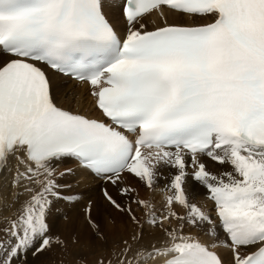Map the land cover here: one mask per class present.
I'll return each instance as SVG.
<instances>
[{"label": "snow or ice", "instance_id": "6c2138e0", "mask_svg": "<svg viewBox=\"0 0 264 264\" xmlns=\"http://www.w3.org/2000/svg\"><path fill=\"white\" fill-rule=\"evenodd\" d=\"M81 175L130 226L94 264H264V0H0V264L108 245L52 230Z\"/></svg>", "mask_w": 264, "mask_h": 264}, {"label": "rangeland", "instance_id": "374dc122", "mask_svg": "<svg viewBox=\"0 0 264 264\" xmlns=\"http://www.w3.org/2000/svg\"><path fill=\"white\" fill-rule=\"evenodd\" d=\"M62 78H64V77H62ZM64 79H65L64 81L66 82L65 86H70L71 89H72L71 92H73V90H75V89H77L79 87V86L73 85L72 82H70L71 81L70 79H69L70 81L66 80L68 78H64ZM71 92L68 93V95L66 97L67 99L70 97ZM89 97H90V95H89ZM91 98L87 99V97H85L84 100L85 101H90ZM69 166H71V164ZM79 179H80V177L76 181V183L79 184V187L75 188L74 190L77 193L82 194V196H83L82 202L79 203V204H68V203H64V202L60 203L59 207L54 211L53 216L50 219V223L52 224L53 222H55V216H57L59 214L58 211H60V213H62V216L61 215L59 216V219H61L60 223L65 222V221L67 223L68 221H73L77 217L78 218L80 217L81 221H84V223H85V230L87 231V234H91V232H90V230L88 228V225L85 222L84 215H83V207H84V205L87 204L88 201H91L92 204H93V213H92L93 214V218L96 215H98L97 216V220L100 221L103 225H107L109 228L111 227L110 219L111 218H115L118 230L121 228V232H122L124 230V229H122V227H124L126 230H128L130 228V226L126 223V217H122V216H120L119 213L115 212V210L112 209L107 204V202L104 200V197H103L102 186L107 187L108 190L110 188L113 189V190H115V189L110 184H103V183H97L96 184L95 183L93 186H91V190L90 191H88L87 193H85V192L82 193V192H79V191L82 190L83 184L81 183L82 181L79 182ZM141 195L143 197L147 198L149 196H152L153 194L148 192L146 189H141ZM154 200L158 204L159 201H160V195L159 194H155ZM194 200H198V195L194 196ZM72 206H78V207H74V208L75 209L77 208V211L81 212L82 215H78L77 212L72 211ZM107 210H109V212ZM137 214L140 215L139 210H137ZM73 215L76 218H74ZM52 230H53V227H52ZM105 233H106L107 237L110 238V235L107 234L109 232L106 229H105ZM75 235L79 236L78 234H75ZM81 236H82V238H80V240L82 242V245L85 242H87V241L92 239V237H88L87 235H84V233H82ZM111 243H110V245H111ZM110 245H108V246L110 247ZM69 246L70 247H68L67 252L57 248L54 251H52L50 253H47L44 256L40 257L39 259H33L32 257H29L30 264H77L76 257L79 256V254L82 253V251L87 253L89 264H94L97 256H100V255L104 254L103 252H98V251L95 252V250H96L95 248L93 249L94 250L93 252L92 251L90 252V250H88V249H91V248H84L85 250H82L81 247H79V246L77 247V246H73L71 244H69ZM77 249H78V252H80V253L76 252ZM70 250H71V252H70Z\"/></svg>", "mask_w": 264, "mask_h": 264}, {"label": "bare ground", "instance_id": "6f19581e", "mask_svg": "<svg viewBox=\"0 0 264 264\" xmlns=\"http://www.w3.org/2000/svg\"><path fill=\"white\" fill-rule=\"evenodd\" d=\"M151 19L158 20V17L156 15H153L151 17ZM169 22L170 23L174 22V23H181V24H191V23H193V20L191 18H188V17L178 18V17L170 15L169 16ZM196 22H203V21H196ZM64 78H62V76H59V75L55 76V81L54 82L58 83L59 88H60V95L57 98V102L61 106L65 107V108H70L73 111H80V112H82L84 114H89V115H92V116H98L99 113L96 112L94 107H93V101H92L91 96L89 97L87 86L84 85V84H79V83H77L75 81H72V80L70 81L69 78H68V79H66L67 81L72 82V84L75 85V86H79L77 89H75V90H73V92H71V90H72L71 87L70 86H65L66 82L64 81L65 80ZM69 92H71V95L67 99L66 97H67ZM85 97H87V99L91 98L90 101H85L84 100ZM71 166H74V165H71ZM213 170L215 171L216 169L213 168ZM79 177H80L79 182L82 181L81 183L83 184V186H82L83 188L79 192H82V193L83 192L87 193L88 191H90L91 190V186H93L95 183L96 184L97 183H101V182H98L97 180H95L94 177H91V176L81 175ZM188 186H189V191L191 192V190H192V181H189V185ZM109 191L112 192L113 194H115V192H114L115 190L110 188ZM200 199H202V196L198 195V200H200ZM58 207H59V205H58ZM74 207H78V206H72V211L77 212L78 215H82V213L78 212L77 208L75 209ZM107 211L109 212V210H107ZM58 213L59 214L57 216H55V222H53L51 224V226L53 227V231L55 233H58L63 239L70 240V238L73 235H75V234H78L79 237L82 238V236H81L82 233H84V235H87L88 237H92L91 234H87V231L85 230V223H84V221H81L80 217L79 218L77 217L78 218L77 219L73 215V217L76 218L73 221H68L67 223L65 221V222L60 223L61 219H59V216L60 215L62 216V213H60V211H58ZM97 216L98 215H96L94 218L97 219ZM105 229L109 232L107 234L110 235V238L107 237L108 238V242H109L108 245H110V243L114 239H116L118 237V235H121V234L127 235L128 230H129V229L126 230L124 227H122V229H124L122 232H121V228L117 232H113V231L110 230V228L108 226ZM81 244H82V242H81ZM108 245L107 246L106 245H99V246L95 247V249H96L95 252L98 251V252H103L104 253L105 248L109 247ZM91 249H88V250H90V252L91 251L93 252L94 248H91ZM83 250H85V249H83ZM70 252H71V250H70ZM76 252L80 253V252H78V249H77ZM80 254H82V253H80Z\"/></svg>", "mask_w": 264, "mask_h": 264}]
</instances>
